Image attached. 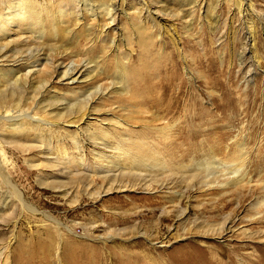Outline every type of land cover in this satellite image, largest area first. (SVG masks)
I'll return each instance as SVG.
<instances>
[{
    "label": "rangeland",
    "instance_id": "1",
    "mask_svg": "<svg viewBox=\"0 0 264 264\" xmlns=\"http://www.w3.org/2000/svg\"><path fill=\"white\" fill-rule=\"evenodd\" d=\"M35 2L66 15L0 38V264H257L264 0Z\"/></svg>",
    "mask_w": 264,
    "mask_h": 264
},
{
    "label": "bare ground",
    "instance_id": "2",
    "mask_svg": "<svg viewBox=\"0 0 264 264\" xmlns=\"http://www.w3.org/2000/svg\"><path fill=\"white\" fill-rule=\"evenodd\" d=\"M15 3L16 4H13L14 7H7L6 8V11H7L6 15L2 16V21H0V38H1V36L4 38H10L11 33L14 32V29H16V28H14L15 27L14 24H17L20 27L17 29H20V31L22 33H24L23 30L27 28L30 30L29 33L32 35L37 34V33H41V35H43L44 34L43 30L45 29L44 23L49 18H54V17H57L59 15L60 16L66 15V13L62 9L59 10L57 14H53L45 6L38 5L35 2V0H16ZM110 7L108 6L106 8L105 15L108 16L112 21H115V19H114L115 17L113 15V12L111 11ZM14 8H16L15 11L12 10ZM0 16H1V13H0ZM5 49H6V46H3V45L0 46V55L3 53V51ZM0 58H2V57H0ZM66 71L69 72L71 75H73V73L76 72V69H74V70L73 69H67ZM30 73L31 72H29V74ZM69 73H67V74H69ZM78 73H79V71H78ZM18 82H19V79L17 78L14 83L17 84ZM4 119L6 121L12 123L13 126L18 125L19 124L18 122L20 121L19 117L4 118ZM39 123H42V122L39 121ZM14 130L19 131L21 133H25V131L23 129V125H20L18 128L14 129ZM34 131H39V129H36ZM100 140H103V139H100ZM115 148H116V150H119V152H121L120 155H118V157L112 156L111 158H108L104 154H96L97 155L96 157L99 160L106 162V165L109 169L112 166H117L119 161H121V159H122V157H121L122 154H124V153H122V150H125L123 147V143H118L115 146ZM0 168L2 169L1 166H0ZM15 194L20 199V201H22V197L17 193L16 190H15ZM136 257L137 256H134L135 260L130 264H137L138 263V260ZM246 260H249V259H247V257H246ZM191 261H192V258H190V257L189 258H180V259H177L175 261V263L176 264H191ZM194 261L196 262L197 260H194ZM245 262L247 263V261H245ZM224 263H225V261H224ZM256 263L257 264H264V248L259 250V259ZM123 264H125V263H123ZM127 264H129V263H127ZM204 264H214V263H204ZM219 264H222V263H219Z\"/></svg>",
    "mask_w": 264,
    "mask_h": 264
}]
</instances>
